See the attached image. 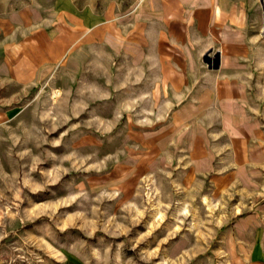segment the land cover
Returning <instances> with one entry per match:
<instances>
[{
    "label": "rangeland",
    "instance_id": "374dc122",
    "mask_svg": "<svg viewBox=\"0 0 264 264\" xmlns=\"http://www.w3.org/2000/svg\"><path fill=\"white\" fill-rule=\"evenodd\" d=\"M95 1L0 0V264H264V51L174 94L123 51L11 76Z\"/></svg>",
    "mask_w": 264,
    "mask_h": 264
},
{
    "label": "crops",
    "instance_id": "0c3cea01",
    "mask_svg": "<svg viewBox=\"0 0 264 264\" xmlns=\"http://www.w3.org/2000/svg\"><path fill=\"white\" fill-rule=\"evenodd\" d=\"M99 1L76 9L75 17L61 19L52 30L29 36L13 50L19 51V65H12L11 76L30 78L39 63L69 51L107 58L123 51L135 54L141 69H155L156 83L167 85L163 94H174L179 85L210 84L220 73L238 79L245 60L264 51V0H137L132 11L119 0ZM209 52L217 55L218 72L202 59Z\"/></svg>",
    "mask_w": 264,
    "mask_h": 264
}]
</instances>
